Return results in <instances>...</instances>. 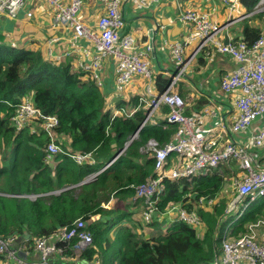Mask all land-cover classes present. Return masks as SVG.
Wrapping results in <instances>:
<instances>
[{
    "label": "trees",
    "instance_id": "obj_1",
    "mask_svg": "<svg viewBox=\"0 0 264 264\" xmlns=\"http://www.w3.org/2000/svg\"><path fill=\"white\" fill-rule=\"evenodd\" d=\"M258 1L240 0L247 9ZM261 33L254 25H246L241 40L250 45ZM155 81L162 91L169 80L159 75ZM100 87L89 72L76 71L66 59L49 57L39 46L11 45L0 27V237L13 238L16 246L36 259V238L51 237L83 217L92 243L74 255L75 264H217L222 228L238 218L231 234L244 231L264 209L263 202L240 215L239 209L225 212L230 199L227 189L230 186L233 191L231 180L240 171L237 161L188 176H165L156 201L158 210L149 222H143L139 212L146 203L135 195V186L156 176V170L153 156L140 147L150 137L159 143L172 140L177 125L163 127L153 118L145 120L149 107L139 104L138 97L127 103L106 97ZM29 96L42 112L57 116L55 142L69 153L91 151L92 162L77 163L65 153L56 154L51 164L44 160L49 137L42 128L37 133L27 126L16 130L11 122L12 104ZM126 105L139 107L132 114L115 113ZM161 110L164 114L168 108L162 105ZM135 131L137 137L103 168ZM179 161L175 152L169 154L164 170ZM201 197L215 198V202L201 204ZM179 205L196 210L203 226L189 225L176 214L168 221L162 212ZM108 227L115 232L110 235ZM24 231L28 238L23 237ZM48 262L58 261L52 255ZM0 264L14 263L0 253Z\"/></svg>",
    "mask_w": 264,
    "mask_h": 264
},
{
    "label": "built area",
    "instance_id": "obj_2",
    "mask_svg": "<svg viewBox=\"0 0 264 264\" xmlns=\"http://www.w3.org/2000/svg\"><path fill=\"white\" fill-rule=\"evenodd\" d=\"M101 1L104 4V12L97 18L95 28H91L77 17L81 9V0H70L67 4H62L60 0H46L54 7L52 25L66 24L70 27L72 31L70 44L72 46H76L83 38L93 42L96 53L91 63H82L84 71L92 70L100 65L104 57L111 56L116 61V92L120 91L134 75L151 80L152 72L144 52L133 50L136 47L134 37L130 33H122L125 23L124 17L118 9L122 0ZM134 1L139 5L146 3V0ZM220 1L230 8L239 3V0ZM23 3L24 0H0V20L4 15L15 17ZM262 3L264 0H259L256 5ZM179 18L188 23V34L183 41L172 45L173 58L177 63L175 72L169 75L170 79L162 91L150 95L148 99L138 98L147 104L146 107H149L145 120L151 118L156 108L165 105L168 108L164 116L165 123L177 124L172 140L159 143L155 138L150 137L140 147L142 152L150 153L153 156L154 169L156 170V176L135 186V195L142 197L146 203L142 210L143 222H149L158 210L156 201L163 188L161 180L165 176L172 178L188 176L233 159L237 161L240 171L231 180L234 196L227 204L225 212H234L239 209L238 215H240L243 209L239 205L247 197L244 207L257 196L264 195V164L258 159V154L252 153V148L246 146V143L227 140L222 146H219L217 139L205 140L204 134L194 130V123H201V115L183 114L181 110L184 101L175 90L176 82L183 76L191 58L197 51L211 49L230 55L235 65L221 78L220 85L224 92L234 94L233 104L237 113L230 129L232 131L246 130L259 115L264 114V32L250 45L241 40V36L224 43L218 39V33L222 26L210 21L207 14L200 13L195 9H185L180 12ZM190 42H195L196 46L191 54L185 57L184 53ZM10 43L15 45L13 41ZM81 51L86 55L89 53V49L86 47H82ZM64 54H69V51H65ZM91 76L99 86L102 85L97 73L93 72ZM12 106L11 122L16 130L27 126L32 133H37L41 127L49 137V142L44 149L46 162L51 164L58 153L69 155L77 163L93 161L91 151L69 153L55 142L57 116L42 112L33 105L30 96L12 104ZM137 107L139 106L126 105L124 108L116 109L115 113L125 110L128 114H132ZM206 111L207 109H204V112ZM136 137L137 131L129 136L124 148ZM248 142L254 147L263 146L264 128H258L252 132ZM124 148L119 150V154ZM173 152L177 154L180 161L173 167L164 170L166 158ZM112 160L108 161L103 168L108 166ZM95 173L97 172L92 175ZM214 202L215 198H200V203L204 205H212ZM172 212L176 213L177 219L183 220L189 225L197 228L203 226L201 218L194 209L189 210L180 205L171 206L162 214L172 220ZM87 223L86 219L78 217L67 227L57 230L51 237L36 238L33 243L34 253L38 255L36 259L34 257L27 259L28 251L24 250L21 245L16 246L13 238L0 237V253L14 264H49L48 260L52 255L56 256L58 261L56 264H75L74 255L81 253L92 242V233L87 227ZM232 230L233 224L222 228L219 237L221 253L217 264H264V209L256 220L245 226L244 231L239 230L235 234H231ZM56 242H60L61 245L57 246ZM64 251L70 253L65 256L62 254Z\"/></svg>",
    "mask_w": 264,
    "mask_h": 264
},
{
    "label": "crops",
    "instance_id": "obj_3",
    "mask_svg": "<svg viewBox=\"0 0 264 264\" xmlns=\"http://www.w3.org/2000/svg\"><path fill=\"white\" fill-rule=\"evenodd\" d=\"M69 1L60 0L62 4ZM256 7L257 5L253 9H247L240 1L230 8L220 0H146L144 5H139L134 0H122L118 6L125 23L122 33H130L134 37L136 47L133 50L144 52L150 64L152 79L146 80L140 75H134L120 91L115 92L116 61L111 56L104 57L99 66L86 72L90 75L93 72L98 74L102 81L100 88L106 97L123 98L127 103L137 97L148 99L150 95L160 92L155 77L160 75L168 78L176 68L172 45L183 41L188 34V23L179 18L180 12L195 9L207 14L210 21L222 26L218 39L224 41L226 35L228 40L240 37L246 25H254L260 32H264V9ZM103 12L104 4L101 0H81L77 17L84 24L95 28L97 18ZM53 15L54 7L46 0H24L15 17L4 15L1 18L0 27L9 43L13 41L23 46H39L49 57L66 59L76 71L83 70L82 63H91L96 53L93 42L83 38L76 46H72L70 27L66 24L53 26ZM18 26L22 32H29V35L24 36ZM195 45V42L189 43L185 57L191 54ZM82 47L89 49L87 55L81 51ZM65 51H69V54L65 55ZM234 65V60L228 54L211 49L196 52L183 76L175 84V90L184 101L181 111L185 115H201V123H194V130L204 134L205 140L217 139L219 146L227 140L246 143L264 164V143L263 146L254 147L248 142L252 132L264 128V114L259 115L246 130L230 129L237 113L233 104L234 94L224 92L220 82ZM138 102L147 106L139 99ZM161 107L153 111L151 118L164 127L168 123H165V113L162 110L158 112ZM204 109L207 111L204 112ZM175 214L171 213L172 220ZM167 220L172 221L168 216ZM28 257L33 258L34 255Z\"/></svg>",
    "mask_w": 264,
    "mask_h": 264
},
{
    "label": "rangeland",
    "instance_id": "obj_4",
    "mask_svg": "<svg viewBox=\"0 0 264 264\" xmlns=\"http://www.w3.org/2000/svg\"><path fill=\"white\" fill-rule=\"evenodd\" d=\"M260 8H262V10L264 9V3H262V4H260V5H257L256 9H260ZM18 27H19V29H20V31H21V27H20V26H18ZM13 32H16V31H12V33H13ZM21 33H23L24 36L29 35V32H22V31H21ZM115 92H116V91H115ZM229 188H230V186H229ZM229 188L227 189L228 192H229V194H230V199L228 200V203L230 202L231 198L234 196V194H232V191H231ZM263 202H264V195H259V196H257V198H256L255 200L249 202V204L246 205L245 207H244V202H243L241 205H239V207H241V208L243 209V211H246L247 208H251L252 206H257V205H259V204H261V203H263ZM228 203H227V204H228ZM243 207H244V208H243ZM139 215H140V217H141V219H142V212H139ZM232 219H233V215L230 216V217H228V218L226 219V222H229V221H231ZM237 221H238V218H235L234 221H233L232 223H229V225H231V224H235ZM164 225H165V224H164ZM108 231L110 232L109 234L111 235V234H113V232H115V229H113L112 227H108ZM91 243H92V242H91ZM90 245H91V244H90ZM14 246H15V245H14ZM244 264H245V263H244Z\"/></svg>",
    "mask_w": 264,
    "mask_h": 264
},
{
    "label": "water",
    "instance_id": "obj_5",
    "mask_svg": "<svg viewBox=\"0 0 264 264\" xmlns=\"http://www.w3.org/2000/svg\"><path fill=\"white\" fill-rule=\"evenodd\" d=\"M226 42H228V36H227V35L225 36V39H224V43H226ZM123 148H124V147H123ZM118 153H119V151L117 152V154H116L113 158H115V157L118 155ZM113 158H112V159H113ZM85 181H86V179H83L82 181H80V183H83V182H85ZM80 183H78V184H80ZM28 236H29V235H28V232H27V231H24V232H23V237H24V238H28Z\"/></svg>",
    "mask_w": 264,
    "mask_h": 264
},
{
    "label": "clouds",
    "instance_id": "obj_6",
    "mask_svg": "<svg viewBox=\"0 0 264 264\" xmlns=\"http://www.w3.org/2000/svg\"><path fill=\"white\" fill-rule=\"evenodd\" d=\"M239 1H240V0H239ZM234 39H236V38H234ZM221 40H222V39H221ZM228 41H229V40H228ZM223 42H224V41H223ZM188 45H189V44H188ZM195 46H196V45H195ZM194 48H195V47H194ZM193 50H194V49H193ZM205 50H206V49H205ZM185 51H186V50H185ZM199 51H204V50H199ZM199 51H197V52H199ZM194 55H195V54H194ZM184 56H185V55H184ZM188 56H189V55H188ZM188 56H187V57H188ZM174 72H175V71H174ZM174 72H173V73H174ZM173 73H170V74H173ZM170 74H169V75H170ZM169 75H168V80L170 79ZM182 99H183V98H182ZM168 124H169V123H168ZM118 154H119V153H118ZM112 158H113V157H112ZM115 158H116V157H115ZM115 158H113V160H114ZM111 160H112V159H111ZM111 160H110V161H111ZM113 160H112V161H113ZM254 200H255V199H254ZM237 211H238V210H237Z\"/></svg>",
    "mask_w": 264,
    "mask_h": 264
}]
</instances>
